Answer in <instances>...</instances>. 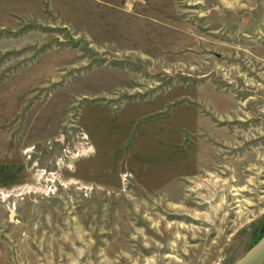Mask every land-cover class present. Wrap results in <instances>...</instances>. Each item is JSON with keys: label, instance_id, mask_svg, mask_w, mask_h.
<instances>
[{"label": "rangeland", "instance_id": "obj_1", "mask_svg": "<svg viewBox=\"0 0 264 264\" xmlns=\"http://www.w3.org/2000/svg\"><path fill=\"white\" fill-rule=\"evenodd\" d=\"M263 232L264 0H0V264H230Z\"/></svg>", "mask_w": 264, "mask_h": 264}, {"label": "water", "instance_id": "obj_2", "mask_svg": "<svg viewBox=\"0 0 264 264\" xmlns=\"http://www.w3.org/2000/svg\"><path fill=\"white\" fill-rule=\"evenodd\" d=\"M264 263V232L263 234L237 259L230 264H263Z\"/></svg>", "mask_w": 264, "mask_h": 264}]
</instances>
